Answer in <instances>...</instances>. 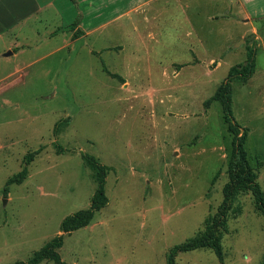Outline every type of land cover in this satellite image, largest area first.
<instances>
[{"label": "rangeland", "instance_id": "obj_1", "mask_svg": "<svg viewBox=\"0 0 264 264\" xmlns=\"http://www.w3.org/2000/svg\"><path fill=\"white\" fill-rule=\"evenodd\" d=\"M239 6L177 0L156 42L142 44L136 14L118 21L116 33L103 11L97 34L66 48L60 33L39 39L54 19L33 22L40 37L23 34L20 43L44 45L0 62V76L17 69L0 83V264L28 262L60 235L65 264H168L170 250L203 232L223 203L233 135L220 102H205L249 52L254 72L232 80L233 113L264 192V0L246 3L258 19L244 37L250 27ZM119 41L124 54L118 46L100 52ZM34 152L28 178L5 195ZM86 154L110 168L107 203L89 226L66 233L62 222L89 209L97 189ZM221 245V260L198 249L178 253L175 264H264V214L250 192L236 194Z\"/></svg>", "mask_w": 264, "mask_h": 264}, {"label": "crops", "instance_id": "obj_2", "mask_svg": "<svg viewBox=\"0 0 264 264\" xmlns=\"http://www.w3.org/2000/svg\"><path fill=\"white\" fill-rule=\"evenodd\" d=\"M103 1L104 0H77V3H75L74 0H0V62L8 64L12 57L19 58L25 55L27 53L26 48L38 49L44 45L43 40L37 41V39L32 45L20 43L19 40L23 34L26 35L30 32H33L34 37H40V33H35L36 31L31 28L33 22L37 19L44 21L54 19V21L57 22L53 30H48L47 34L39 39L44 37L48 38V41L45 43L47 44L50 43L54 36L60 33L65 36L64 45L62 47L66 48L75 46L82 40H86L87 44V41L100 30V23L104 17L103 11H109V17L111 18H109V26H114L116 33L122 32L124 29L117 24L118 21L136 14L137 24L136 27H132L136 40L141 44L154 40L156 42L161 28L159 24L161 16L170 13L171 5L173 3L175 4L177 0H109V6ZM225 1H227V4L231 5V8L233 5H240L239 7L242 13L240 21L243 22L245 27H250V30L248 29L240 36L244 37L248 32L251 34L256 32L257 28L253 21H256L258 18L254 17L253 12L250 13L246 9V3L250 4L256 0ZM124 3L127 4L126 8H123ZM79 15H81V22L75 31L79 29L81 33L78 38H75V31L72 30V24ZM226 15L230 18L232 9H229L228 13L224 14V16ZM112 18L114 22L111 21ZM154 31L157 33L153 34ZM115 43L116 44L104 47L100 52H105L106 48H109V51L106 52H114L111 49L118 46L121 50L115 53L117 55L124 54V42L119 41ZM58 49H60V47ZM16 70L13 72L6 71V75L0 76V83L6 79L12 78ZM4 90L5 88L0 86V95Z\"/></svg>", "mask_w": 264, "mask_h": 264}, {"label": "trees", "instance_id": "obj_3", "mask_svg": "<svg viewBox=\"0 0 264 264\" xmlns=\"http://www.w3.org/2000/svg\"><path fill=\"white\" fill-rule=\"evenodd\" d=\"M81 22V15L72 24V30L78 28ZM81 30H76L74 37L78 38ZM105 71L113 78L122 80L117 74ZM254 72V62L249 52L246 64L232 67L228 80L217 90L216 94L209 101L205 102V107L209 108L212 101L220 102L223 110L224 122L228 131L233 135L234 151L228 163L229 181L223 189L224 200L215 215L211 216L207 222L205 230L195 237L188 239L181 245L172 248L168 255V264H175V257L178 253L190 252L198 249H211L222 259V239L228 231V214L232 209L235 196L240 192H250L255 200L256 209L264 214V192L258 183V173L251 165L249 152L247 150L248 132L243 129L234 119L232 85L234 77H241L247 81ZM61 151V150H60ZM37 152L30 153L24 158L23 169L8 179L4 194H9V187L13 184H22L29 175L28 166L34 161ZM85 164L92 170L97 189L92 198L89 209L80 210L68 216L61 225V231L69 233L90 225L95 217V213L100 211L107 203L105 193V179L110 168L103 166L93 155H83ZM63 236H57L49 241L41 250L37 251L28 262H18L16 264H41L44 261H52L56 264H65L58 250L63 246Z\"/></svg>", "mask_w": 264, "mask_h": 264}]
</instances>
